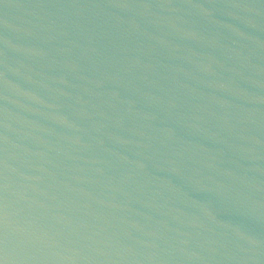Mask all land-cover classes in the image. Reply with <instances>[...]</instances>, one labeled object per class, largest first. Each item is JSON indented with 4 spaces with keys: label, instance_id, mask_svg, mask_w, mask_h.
<instances>
[{
    "label": "water",
    "instance_id": "95a60500",
    "mask_svg": "<svg viewBox=\"0 0 264 264\" xmlns=\"http://www.w3.org/2000/svg\"><path fill=\"white\" fill-rule=\"evenodd\" d=\"M0 264H264V0H0Z\"/></svg>",
    "mask_w": 264,
    "mask_h": 264
}]
</instances>
